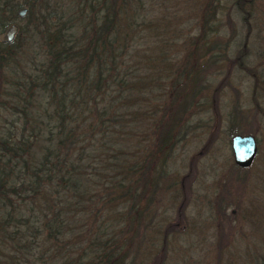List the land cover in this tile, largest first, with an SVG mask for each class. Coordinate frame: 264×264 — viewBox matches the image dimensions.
Segmentation results:
<instances>
[{
	"label": "trees",
	"instance_id": "16d2710c",
	"mask_svg": "<svg viewBox=\"0 0 264 264\" xmlns=\"http://www.w3.org/2000/svg\"><path fill=\"white\" fill-rule=\"evenodd\" d=\"M251 2L234 1L246 26ZM23 7L30 26L0 43V264H20L8 250L28 252L43 233L55 246L49 264H132L129 232L146 211L140 202L163 188L202 99L216 108L218 85L206 75L226 59V45L207 38L208 12L201 31L183 41L184 53L168 57L156 48L160 24L146 0H0V25ZM29 28L45 57L27 74L29 86H13L19 35ZM149 45L161 52L148 55ZM156 61L161 71L150 76L145 69ZM151 83L169 87L159 104L145 95ZM7 105L22 113L19 129L1 122ZM177 178L173 216L148 264L164 263L168 232L186 217L190 173Z\"/></svg>",
	"mask_w": 264,
	"mask_h": 264
},
{
	"label": "rangeland",
	"instance_id": "374dc122",
	"mask_svg": "<svg viewBox=\"0 0 264 264\" xmlns=\"http://www.w3.org/2000/svg\"><path fill=\"white\" fill-rule=\"evenodd\" d=\"M234 1L146 0L151 4L150 16L158 18L160 24L157 49L160 47L168 57L181 56L183 41L201 31L199 22L209 12L207 38L226 45V59L218 58L217 67L210 68L206 75L212 87L218 85L216 108L208 102L202 104V99L200 108L185 122L173 149L163 188L148 193L140 202L146 211L140 227L129 232L137 250L132 264H148L155 254L179 198L177 176L186 172L190 173L186 217L175 227L177 230L168 232L163 264H264V0L244 3L248 26L242 22ZM18 10L12 16L6 15L0 32L12 22L30 26L25 14L17 15ZM28 32L30 28L25 36L19 35L24 44L10 73L13 86H29L27 74L34 73L45 57L39 35L30 36ZM171 42L176 44L172 46ZM152 46L147 48L148 55L161 52ZM149 64L145 69L148 75L161 71L158 61ZM168 92L167 85L156 88L151 83L145 95L152 101L159 97V104ZM6 99L13 103L10 96ZM142 106L149 109L146 104ZM234 106L242 116L236 113L234 118ZM1 122L10 130L19 129L23 125L22 113L7 105ZM234 134L252 135L256 142L254 158L244 169L232 160L230 138ZM147 135L152 138L150 132ZM53 242L45 240L43 233L36 236V244L28 252L8 251L20 264H49Z\"/></svg>",
	"mask_w": 264,
	"mask_h": 264
},
{
	"label": "water",
	"instance_id": "95a60500",
	"mask_svg": "<svg viewBox=\"0 0 264 264\" xmlns=\"http://www.w3.org/2000/svg\"><path fill=\"white\" fill-rule=\"evenodd\" d=\"M26 12V8H20L17 15L22 17ZM18 31V25L9 23L0 32V43H10ZM230 150L233 163L241 168L250 165L256 152V142L252 135L234 134L230 138Z\"/></svg>",
	"mask_w": 264,
	"mask_h": 264
}]
</instances>
